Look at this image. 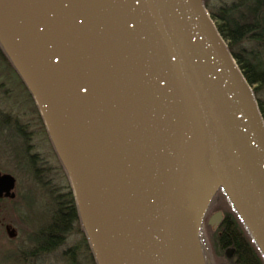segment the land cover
<instances>
[{
  "label": "water",
  "instance_id": "water-1",
  "mask_svg": "<svg viewBox=\"0 0 264 264\" xmlns=\"http://www.w3.org/2000/svg\"><path fill=\"white\" fill-rule=\"evenodd\" d=\"M41 3L32 59L60 155L0 46L43 121L94 263L183 264L182 226L198 235L218 189L264 260V124L201 0ZM13 198L14 178L0 172V199Z\"/></svg>",
  "mask_w": 264,
  "mask_h": 264
},
{
  "label": "trees",
  "instance_id": "trees-1",
  "mask_svg": "<svg viewBox=\"0 0 264 264\" xmlns=\"http://www.w3.org/2000/svg\"><path fill=\"white\" fill-rule=\"evenodd\" d=\"M201 2L217 33L224 41L227 51L250 86L264 124V0H201ZM0 57L6 61L8 71L19 80L17 71L1 46ZM20 84L32 104L30 93L24 84L21 82ZM39 162L36 157L13 160L16 168L23 171L31 183L27 191L29 204H34L35 197L39 198L38 202L41 200L40 204L43 203L42 207L38 205L43 219L35 221L30 215V226L27 227L23 225L21 218L15 215L25 230L20 238L21 244L14 245L13 249L6 253H1L0 262L3 264H95L74 207L65 172L58 158L62 186L56 185V180L48 178V169L39 166ZM214 199H219L220 203L215 204ZM15 200L16 198L0 199V203L7 205L14 203ZM12 208L15 214L14 207ZM211 209L220 210L225 221L220 229L210 230L213 232L210 237L212 261L206 257V264H224L222 248L228 245L233 247V258H235L233 264H264L246 229L220 189L213 195L204 215V221ZM5 216L4 210L0 208V227L5 224ZM9 240L16 242L17 238Z\"/></svg>",
  "mask_w": 264,
  "mask_h": 264
},
{
  "label": "bare ground",
  "instance_id": "bare-ground-1",
  "mask_svg": "<svg viewBox=\"0 0 264 264\" xmlns=\"http://www.w3.org/2000/svg\"><path fill=\"white\" fill-rule=\"evenodd\" d=\"M41 2L42 0H0V42L22 79L31 89L50 139L58 155H60L58 143L47 124L39 100L38 87H36L38 69L32 59V54L36 50V39L42 36L43 30L45 32ZM197 230V225L194 226L187 221L182 226L180 247L183 264H203L197 243Z\"/></svg>",
  "mask_w": 264,
  "mask_h": 264
},
{
  "label": "flooded vegetation",
  "instance_id": "flooded-vegetation-1",
  "mask_svg": "<svg viewBox=\"0 0 264 264\" xmlns=\"http://www.w3.org/2000/svg\"><path fill=\"white\" fill-rule=\"evenodd\" d=\"M5 63L6 61L0 57V69L3 70L0 72V158L6 156L12 164L14 158L36 157L40 161L35 149L39 150L47 137L41 117L32 98V104L28 101L29 98L20 84L24 82L19 74L20 82L8 71ZM214 212H219L220 218L211 226L212 231L220 229L225 221L220 211ZM222 254L225 257L224 264H233L232 246L223 247Z\"/></svg>",
  "mask_w": 264,
  "mask_h": 264
},
{
  "label": "rangeland",
  "instance_id": "rangeland-1",
  "mask_svg": "<svg viewBox=\"0 0 264 264\" xmlns=\"http://www.w3.org/2000/svg\"><path fill=\"white\" fill-rule=\"evenodd\" d=\"M1 71L3 70L0 69V72ZM42 124H43V121H42ZM43 127H44V124H43ZM35 153L38 154L40 157V162L38 163V165L43 167V169L44 168L48 169L47 170L48 178L53 181L56 180V185L62 186L63 180H62V176L59 170V165L57 162L56 154H55L53 146L48 137H46L45 141L42 143L39 150L35 149ZM0 171L2 173L10 174L14 178V194L16 198V200L12 204L8 203L7 205H4V203H0V208L4 210L6 214L5 224H3L0 227V255H1V253H6L7 251L13 249L14 245L21 244L20 238H21V235L23 234L22 232L25 230H23L22 225L19 224V219H17L15 215L21 218L24 226L26 225L27 227H29L30 221H31L29 220L30 215L32 219H34L35 221L43 219V215L39 210V206L41 205L42 207L43 203L40 204L41 200L40 202H38L37 200H39V198L35 197L34 204L33 203L32 205L29 204L30 198H29V194H27V191L30 188L31 183L29 182L24 172L16 168V166L12 164L11 161L7 160L6 156H4L3 158H0ZM214 201H215V204L220 203L219 199L217 200L214 199ZM12 206L14 207L15 214L12 211L13 209ZM214 211H215L214 209L209 210V213H207L206 215V217L209 216L207 217V220L213 214L216 213ZM216 211H220V210H216ZM211 213L212 215H210ZM207 220L204 221V217H203L200 228H199V233L197 235V242L201 250V254H202L205 264H206L205 261L207 258L209 261H212V258H211L212 241L210 237H212L213 232H211L210 230H212L211 226L214 225V224L208 225ZM5 225H10L15 230L16 238H17L16 242L11 241L6 238L4 234ZM0 264H3V263L0 262Z\"/></svg>",
  "mask_w": 264,
  "mask_h": 264
}]
</instances>
